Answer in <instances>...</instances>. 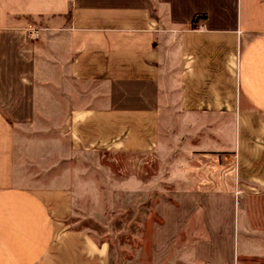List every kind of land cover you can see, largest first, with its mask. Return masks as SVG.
I'll return each instance as SVG.
<instances>
[{
    "label": "crops",
    "instance_id": "0c3cea01",
    "mask_svg": "<svg viewBox=\"0 0 264 264\" xmlns=\"http://www.w3.org/2000/svg\"><path fill=\"white\" fill-rule=\"evenodd\" d=\"M161 95H178L185 139H200L187 152H228L238 162L237 184L181 194L185 221L199 211L207 232L195 258L264 260L260 231L245 223V197H264V0H0V264L106 263L105 247L63 228L74 196L64 170L25 184L17 134L22 155V132L35 119L67 135L75 154L149 150L159 141ZM207 95L246 104L228 109L227 144L208 122L212 113L224 126L226 109L209 107ZM242 115L254 126L248 146Z\"/></svg>",
    "mask_w": 264,
    "mask_h": 264
},
{
    "label": "rangeland",
    "instance_id": "374dc122",
    "mask_svg": "<svg viewBox=\"0 0 264 264\" xmlns=\"http://www.w3.org/2000/svg\"><path fill=\"white\" fill-rule=\"evenodd\" d=\"M161 96L159 141L149 150L110 149L75 154L70 152L67 135L44 132L42 121L35 119L36 123L22 132L26 139L22 155L17 134V171L20 165L24 167L25 184L48 182L64 170L74 196L73 209L63 228L85 232L105 247V264H206L194 256L198 242L207 239L201 214L196 211L185 221L181 194L192 188L237 184L234 177L239 174L238 162L228 152L210 156L186 151V142L200 139L186 141L184 124L179 122L177 114L178 95ZM207 97L209 107L226 109L222 117L224 126L213 124L216 115L212 113L208 122L210 128L224 129L222 139L227 144L232 135L230 129L234 128L228 109L235 108L237 114L240 100L244 103L243 97ZM242 125V143L248 146L249 130L254 128L250 126L249 115H242ZM59 144L64 148L60 157ZM225 155L230 157L225 159ZM245 199V223L251 221L264 239V197L256 201L248 196ZM256 264H264V260Z\"/></svg>",
    "mask_w": 264,
    "mask_h": 264
}]
</instances>
